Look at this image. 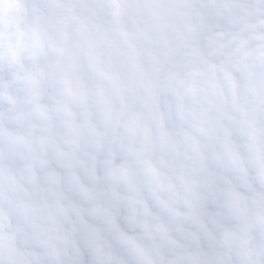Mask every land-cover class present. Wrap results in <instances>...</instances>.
<instances>
[{"label": "snow or ice", "instance_id": "snow-or-ice-1", "mask_svg": "<svg viewBox=\"0 0 264 264\" xmlns=\"http://www.w3.org/2000/svg\"><path fill=\"white\" fill-rule=\"evenodd\" d=\"M0 264H264V0H0Z\"/></svg>", "mask_w": 264, "mask_h": 264}]
</instances>
